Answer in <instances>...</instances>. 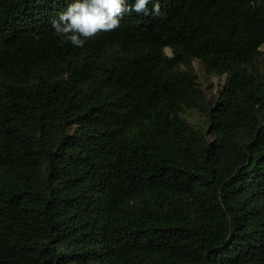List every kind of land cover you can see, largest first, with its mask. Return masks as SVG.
<instances>
[{
	"label": "trees",
	"instance_id": "trees-1",
	"mask_svg": "<svg viewBox=\"0 0 264 264\" xmlns=\"http://www.w3.org/2000/svg\"><path fill=\"white\" fill-rule=\"evenodd\" d=\"M75 2L0 0V264H264V0Z\"/></svg>",
	"mask_w": 264,
	"mask_h": 264
},
{
	"label": "clouds",
	"instance_id": "clouds-1",
	"mask_svg": "<svg viewBox=\"0 0 264 264\" xmlns=\"http://www.w3.org/2000/svg\"><path fill=\"white\" fill-rule=\"evenodd\" d=\"M132 11L143 15L162 14L159 0H135L134 5H129L128 0H76L51 21V27L61 45L70 42L82 48L86 40L97 34L118 29L124 14Z\"/></svg>",
	"mask_w": 264,
	"mask_h": 264
},
{
	"label": "rangeland",
	"instance_id": "rangeland-1",
	"mask_svg": "<svg viewBox=\"0 0 264 264\" xmlns=\"http://www.w3.org/2000/svg\"><path fill=\"white\" fill-rule=\"evenodd\" d=\"M263 56H264V45L260 48ZM166 54L169 55L170 52L168 49L165 50ZM195 72L198 76L199 83L202 85L203 92L205 94L206 99H209L212 94L215 93L216 85L218 84L217 79L211 78L208 80H204L203 76L201 75V72L198 69V65L194 64ZM197 120V118H195Z\"/></svg>",
	"mask_w": 264,
	"mask_h": 264
}]
</instances>
